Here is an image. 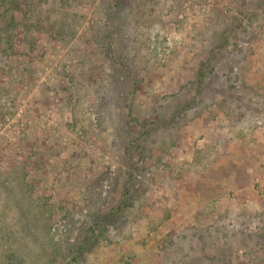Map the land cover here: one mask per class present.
I'll use <instances>...</instances> for the list:
<instances>
[{"label":"rangeland","instance_id":"obj_1","mask_svg":"<svg viewBox=\"0 0 264 264\" xmlns=\"http://www.w3.org/2000/svg\"><path fill=\"white\" fill-rule=\"evenodd\" d=\"M19 2L0 264H264V0Z\"/></svg>","mask_w":264,"mask_h":264},{"label":"trees","instance_id":"obj_2","mask_svg":"<svg viewBox=\"0 0 264 264\" xmlns=\"http://www.w3.org/2000/svg\"><path fill=\"white\" fill-rule=\"evenodd\" d=\"M112 1H114V4H121L119 0ZM19 3V0H0V33H2L4 36L9 37L12 35V33L15 31V28L18 26L15 17V11L20 7ZM108 50H110L111 54L115 53L111 46ZM114 60L118 61V58H115ZM201 76H204V73H201ZM111 217L108 218L111 219Z\"/></svg>","mask_w":264,"mask_h":264}]
</instances>
